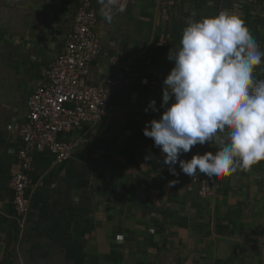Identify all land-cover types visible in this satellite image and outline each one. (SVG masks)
<instances>
[{"label": "crops", "instance_id": "obj_1", "mask_svg": "<svg viewBox=\"0 0 264 264\" xmlns=\"http://www.w3.org/2000/svg\"><path fill=\"white\" fill-rule=\"evenodd\" d=\"M161 1L128 0L109 24L93 0L101 49L86 80L103 82L110 56L122 52L136 75L160 86L139 87L135 101L118 91L100 124L60 133L74 144L70 158L35 151L28 210L17 219L9 181L22 141L6 126L26 119L28 97L63 49L78 0H0V264H264V161L221 178L198 174L214 191L200 198L192 178L178 163V175L170 173L143 134L163 111L162 83L174 66L168 52L180 47L187 23L222 10L237 14L264 52V0H175L164 27ZM253 75L264 77V62ZM151 99L159 111H144ZM206 151L216 149L197 144L180 159Z\"/></svg>", "mask_w": 264, "mask_h": 264}, {"label": "clouds", "instance_id": "obj_2", "mask_svg": "<svg viewBox=\"0 0 264 264\" xmlns=\"http://www.w3.org/2000/svg\"><path fill=\"white\" fill-rule=\"evenodd\" d=\"M97 3L110 24L126 11L128 0ZM262 57L264 52L237 14L222 10L187 23L180 47L168 52L174 66L162 83L163 111L143 129L160 148L170 173L178 175V163L191 178H221L264 161V79L253 75ZM149 109L159 111L155 99L144 111ZM197 144L216 151L180 159ZM176 183L169 180L168 186Z\"/></svg>", "mask_w": 264, "mask_h": 264}, {"label": "built area", "instance_id": "obj_3", "mask_svg": "<svg viewBox=\"0 0 264 264\" xmlns=\"http://www.w3.org/2000/svg\"><path fill=\"white\" fill-rule=\"evenodd\" d=\"M174 1H161L159 10L162 27L169 19V10ZM96 24L97 11L93 0H78L73 27L63 49L47 66L46 80L28 97L26 119L6 126L8 131L17 134L22 141L17 152L19 170L9 181L17 219L23 218L28 210V190L32 186L29 174L33 169L35 151L47 150L56 161L70 158L74 144L60 140V133L79 129L84 123L100 124L107 116L112 95L118 91L126 92L135 101L139 96V87L155 90L160 86L155 78L136 75L122 52L110 56L112 72L103 82H88V64L101 49L95 32ZM164 38V33L161 32L156 46H161ZM259 49L261 50V44ZM147 60L150 61L149 55ZM145 79L147 83H142ZM261 79L264 77L257 80ZM192 182L197 185L200 198L213 195L209 179L197 175L192 178ZM122 238V235L116 236V240Z\"/></svg>", "mask_w": 264, "mask_h": 264}]
</instances>
